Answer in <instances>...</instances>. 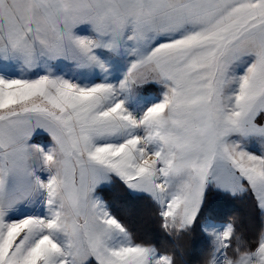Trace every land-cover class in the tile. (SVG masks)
Wrapping results in <instances>:
<instances>
[{
	"label": "snow or ice",
	"instance_id": "1",
	"mask_svg": "<svg viewBox=\"0 0 264 264\" xmlns=\"http://www.w3.org/2000/svg\"><path fill=\"white\" fill-rule=\"evenodd\" d=\"M0 264H264V0H0Z\"/></svg>",
	"mask_w": 264,
	"mask_h": 264
},
{
	"label": "trees",
	"instance_id": "2",
	"mask_svg": "<svg viewBox=\"0 0 264 264\" xmlns=\"http://www.w3.org/2000/svg\"><path fill=\"white\" fill-rule=\"evenodd\" d=\"M234 210L236 212H243L242 207L239 206V205H236ZM142 230L145 233L151 234L155 230V226L151 222H145V223L142 224Z\"/></svg>",
	"mask_w": 264,
	"mask_h": 264
}]
</instances>
